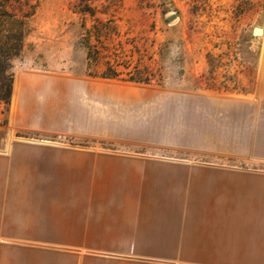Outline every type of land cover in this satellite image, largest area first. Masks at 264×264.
I'll return each instance as SVG.
<instances>
[{
    "label": "crops",
    "instance_id": "1",
    "mask_svg": "<svg viewBox=\"0 0 264 264\" xmlns=\"http://www.w3.org/2000/svg\"><path fill=\"white\" fill-rule=\"evenodd\" d=\"M261 72L257 95L222 120L220 146L206 145L208 132L189 145L163 141L223 158L208 161L52 143L58 134L152 138L127 122L118 131L88 107L80 82L20 77L12 122L42 139L0 148V264H264Z\"/></svg>",
    "mask_w": 264,
    "mask_h": 264
},
{
    "label": "rangeland",
    "instance_id": "2",
    "mask_svg": "<svg viewBox=\"0 0 264 264\" xmlns=\"http://www.w3.org/2000/svg\"><path fill=\"white\" fill-rule=\"evenodd\" d=\"M255 26L264 31V0H0V34L23 35L18 51L15 38L6 40L13 89L25 74L80 82L88 107L116 120L118 131L127 122L134 136L152 138L46 140L162 159H223L162 145H189L192 134L203 132L212 135L206 145H221L222 120L262 86L264 33L254 36ZM110 68L115 78L100 76ZM13 101V93L9 104L0 100V148L42 139L40 131L14 126Z\"/></svg>",
    "mask_w": 264,
    "mask_h": 264
},
{
    "label": "trees",
    "instance_id": "3",
    "mask_svg": "<svg viewBox=\"0 0 264 264\" xmlns=\"http://www.w3.org/2000/svg\"><path fill=\"white\" fill-rule=\"evenodd\" d=\"M16 39L17 44H16V49L17 51L20 50L21 45H22V39L23 35L22 32H15V33H9L6 36H2L0 34V100L4 101L5 103H10L12 93H13V78L10 76L8 77L5 71V65L4 61L8 58V55H10V58L13 57L14 54H12V47L10 48L8 46V39ZM18 53V52H17ZM117 72L112 70L110 68V72H104L101 74V77L104 78H115L117 76Z\"/></svg>",
    "mask_w": 264,
    "mask_h": 264
},
{
    "label": "water",
    "instance_id": "4",
    "mask_svg": "<svg viewBox=\"0 0 264 264\" xmlns=\"http://www.w3.org/2000/svg\"><path fill=\"white\" fill-rule=\"evenodd\" d=\"M176 15H171L170 17H168V21H172L173 19H175ZM252 34L254 36H260L262 34V28L259 26H255L252 30Z\"/></svg>",
    "mask_w": 264,
    "mask_h": 264
},
{
    "label": "bare ground",
    "instance_id": "5",
    "mask_svg": "<svg viewBox=\"0 0 264 264\" xmlns=\"http://www.w3.org/2000/svg\"><path fill=\"white\" fill-rule=\"evenodd\" d=\"M264 31L262 32V35H263Z\"/></svg>",
    "mask_w": 264,
    "mask_h": 264
}]
</instances>
